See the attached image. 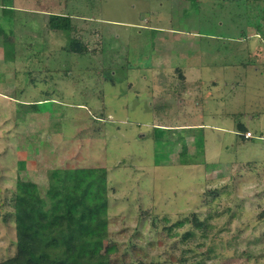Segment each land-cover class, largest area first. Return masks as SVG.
Masks as SVG:
<instances>
[{
  "label": "rangeland",
  "instance_id": "374dc122",
  "mask_svg": "<svg viewBox=\"0 0 264 264\" xmlns=\"http://www.w3.org/2000/svg\"><path fill=\"white\" fill-rule=\"evenodd\" d=\"M82 167L112 262L264 264V0H0V261L17 181Z\"/></svg>",
  "mask_w": 264,
  "mask_h": 264
},
{
  "label": "trees",
  "instance_id": "16d2710c",
  "mask_svg": "<svg viewBox=\"0 0 264 264\" xmlns=\"http://www.w3.org/2000/svg\"><path fill=\"white\" fill-rule=\"evenodd\" d=\"M50 16L52 30H70L69 16ZM184 154L188 156L186 146H182L180 156L188 163ZM74 171L65 176L56 170L44 195L35 182L17 181L13 198L16 252L0 264H117L111 261L115 246L111 241L106 243L103 236L108 231L107 172L98 167ZM193 219L196 227L209 231L206 222Z\"/></svg>",
  "mask_w": 264,
  "mask_h": 264
},
{
  "label": "crops",
  "instance_id": "0c3cea01",
  "mask_svg": "<svg viewBox=\"0 0 264 264\" xmlns=\"http://www.w3.org/2000/svg\"><path fill=\"white\" fill-rule=\"evenodd\" d=\"M35 2V1H34ZM42 10V9H41ZM39 11H40V9H39ZM40 13V12H39ZM50 31H53L52 33L55 35V33H57V31H54V30H52L51 28H50ZM3 50V53L5 54H7L8 53V50H9V48H8V46L7 45H5V43H4V47H2L1 48V51ZM6 57V56H5ZM12 59V58H11ZM1 64L2 65H4L5 64V66L6 67H8V66H10V67H14V65H12V63L11 62H9V59H8V57L7 58H5V61H4V63H3V61L1 62ZM196 64V63H195ZM191 71H193L192 73H194V75H195V68H193V67H191V69H190ZM184 73V72H183ZM10 74H8V76H9ZM184 75H186V76H190L191 77V75H189V73L187 74V73H184ZM8 82H11V81H8ZM8 84V83H7ZM192 87H190V89H191ZM196 102V101H195ZM197 103V102H196ZM197 105H198V107L200 106V103H197ZM201 109H203V107H201L200 108V110ZM198 111V110H197Z\"/></svg>",
  "mask_w": 264,
  "mask_h": 264
},
{
  "label": "built area",
  "instance_id": "2783aa9c",
  "mask_svg": "<svg viewBox=\"0 0 264 264\" xmlns=\"http://www.w3.org/2000/svg\"><path fill=\"white\" fill-rule=\"evenodd\" d=\"M246 134H247L248 136H251V132H250V131H248Z\"/></svg>",
  "mask_w": 264,
  "mask_h": 264
}]
</instances>
